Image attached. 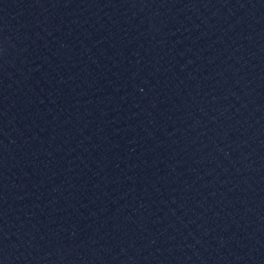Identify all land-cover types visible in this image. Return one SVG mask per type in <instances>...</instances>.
Listing matches in <instances>:
<instances>
[{"label":"water","instance_id":"water-1","mask_svg":"<svg viewBox=\"0 0 264 264\" xmlns=\"http://www.w3.org/2000/svg\"><path fill=\"white\" fill-rule=\"evenodd\" d=\"M97 0H0V264H114Z\"/></svg>","mask_w":264,"mask_h":264}]
</instances>
